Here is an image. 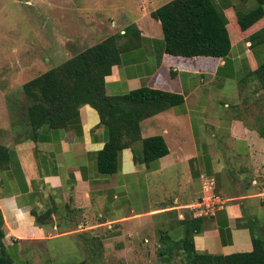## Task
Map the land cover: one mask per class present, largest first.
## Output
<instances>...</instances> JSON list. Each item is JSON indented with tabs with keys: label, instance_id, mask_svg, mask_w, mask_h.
I'll return each mask as SVG.
<instances>
[{
	"label": "crops",
	"instance_id": "crops-1",
	"mask_svg": "<svg viewBox=\"0 0 264 264\" xmlns=\"http://www.w3.org/2000/svg\"><path fill=\"white\" fill-rule=\"evenodd\" d=\"M149 13L131 23L139 34L133 33V43L105 77V92L121 95L146 86L183 100L139 122L140 140L120 151L115 172L98 170L108 129L88 104L67 128L42 126L24 138L10 126L0 132L9 156L0 169V255L11 264H48L47 242L72 233L82 236L85 264H161L153 259L160 233L179 240L187 216L202 219L193 238L199 252H247L252 233L262 236L264 94L251 72L258 57L264 60V46H250L248 37L264 27V16L242 31L233 7L223 8L228 54L187 57L164 52L160 22ZM101 30L91 33L102 40L117 32ZM80 34L69 39L80 41ZM151 136L163 138L167 154L149 165L135 162L133 152ZM204 177L214 179L225 204L209 215H193ZM168 183L175 185L170 194ZM34 212L48 215L37 223ZM163 258L165 264H183L175 252Z\"/></svg>",
	"mask_w": 264,
	"mask_h": 264
},
{
	"label": "trees",
	"instance_id": "trees-1",
	"mask_svg": "<svg viewBox=\"0 0 264 264\" xmlns=\"http://www.w3.org/2000/svg\"><path fill=\"white\" fill-rule=\"evenodd\" d=\"M221 3L219 5L216 0H170L151 10L150 17L160 22L164 52L175 56L224 57L231 44L223 8L233 7L242 31L264 16V0H237L235 3L221 0ZM134 32L139 34L136 25L131 24L123 33L108 35L23 83L24 123L13 125L15 132L20 133L23 125L28 135L42 126L67 128L78 120L80 106L88 104L97 111L100 123L108 129V140L97 155L98 170L104 174L115 172L120 151L140 140L139 122L183 100L181 95L146 86L121 95L106 94L105 77L119 61L122 49L133 43ZM120 37L126 39L120 43ZM248 41L250 46H264V27L249 35ZM251 76L258 81L264 94V60ZM167 152L163 138L151 136L141 140V149L133 152V160L149 165ZM8 159V148L0 144V169ZM33 214L37 223L48 215ZM180 223L184 230L179 240L172 241L167 233H160L162 245L158 252L164 260H170L175 252L183 264H264V229L262 236L252 233L250 251L221 255L195 249L193 238L202 229L201 217L187 216ZM0 264H11V260L0 255Z\"/></svg>",
	"mask_w": 264,
	"mask_h": 264
},
{
	"label": "rangeland",
	"instance_id": "rangeland-1",
	"mask_svg": "<svg viewBox=\"0 0 264 264\" xmlns=\"http://www.w3.org/2000/svg\"><path fill=\"white\" fill-rule=\"evenodd\" d=\"M168 1L0 0V132L7 133L9 126L13 130V125L24 123L26 100L22 84L65 61L70 53L100 41L98 35L91 33L92 29L102 27L108 32L116 29L123 33L126 25L138 17L147 19L151 10ZM216 2L222 5L221 0ZM79 33L80 41L69 39L78 38ZM260 62L261 56L257 59V63ZM14 135L24 138L28 135L26 127L23 125L21 132ZM174 186L167 184L169 194L175 190ZM67 228L73 229V222ZM81 238L78 233H72L49 240L48 264H74L85 260ZM143 258L140 259L143 261ZM153 259L165 264L158 255ZM130 262L136 263V257L132 256Z\"/></svg>",
	"mask_w": 264,
	"mask_h": 264
},
{
	"label": "built area",
	"instance_id": "built-area-1",
	"mask_svg": "<svg viewBox=\"0 0 264 264\" xmlns=\"http://www.w3.org/2000/svg\"><path fill=\"white\" fill-rule=\"evenodd\" d=\"M215 181L213 178L204 177L201 185V195L192 208L193 215H209L215 209L223 207L225 200L215 193Z\"/></svg>",
	"mask_w": 264,
	"mask_h": 264
}]
</instances>
